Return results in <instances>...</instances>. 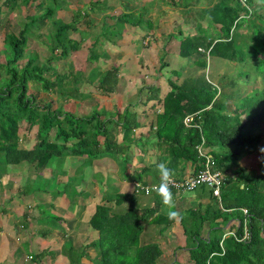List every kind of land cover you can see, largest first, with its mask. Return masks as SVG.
<instances>
[{"label": "trees", "instance_id": "16d2710c", "mask_svg": "<svg viewBox=\"0 0 264 264\" xmlns=\"http://www.w3.org/2000/svg\"><path fill=\"white\" fill-rule=\"evenodd\" d=\"M21 2L26 4L31 1L4 0L0 5V21L15 9H20ZM99 3L100 1L96 4L99 6ZM248 3L254 12L250 16L245 8L236 3L229 6L217 4L204 10L202 13L209 19L216 38L209 39L211 33L206 35L199 26L195 35L181 40L179 50L182 57H193L196 54L203 56L204 60H198L199 66L203 68L208 66L207 58L198 48L209 51L211 56L244 65L247 69L251 67L249 72H239L236 77L232 76L233 73L221 77V83L227 82L223 90L208 84L207 87L186 92L171 85L172 90L160 100L163 113L156 118V138L158 144L165 147L166 155L172 159L178 157L179 160L202 162L204 160L196 147L203 143L207 155L226 177L221 190V203L214 198V203L206 211H190L194 227L191 232L194 246L187 251L190 264H264V171L238 166L239 158L243 154L255 153L264 140V89L259 91L258 87L252 88L251 96H247L251 91L243 92L241 89L248 84H255L256 77L253 73L261 75L264 82V16L255 13L254 0H248ZM43 5L40 7L42 10ZM53 14L54 10L47 8L41 15H36L39 16L37 20L33 16H27L17 34H3V49L0 50L4 57V61L0 62L1 167L29 162L36 168H42L57 155L95 158L112 151L119 152L121 147L116 144V134L119 131L127 133L138 126L135 124L136 118L131 114H124L120 122L104 117V114L97 111L77 117L59 105L83 94L79 91V83L75 82L77 79H74L73 84L68 83V76L62 75L51 64L54 56L62 59L80 49L81 41L68 36L69 32L77 31L78 17L54 28L48 47L50 56L45 63L39 62L37 54L27 53L28 40L35 34L34 25L41 21L37 27L39 28ZM128 18L124 13L110 17L117 24L126 23ZM244 25L248 26L247 35H236L238 27ZM255 38L259 43L256 47H251ZM100 56L96 45L91 46L87 61L94 63ZM162 67L166 65L163 64ZM97 73L98 76H94L93 80L96 92L100 96H110L117 88L119 68L113 66ZM87 83L92 84L89 81ZM31 84L39 92L57 96L59 102L56 103L59 106L55 107V101L52 100L46 102L37 99L36 92L28 94ZM87 95L90 96L84 94ZM231 105L232 117L225 113ZM260 106L262 110L259 112ZM254 111L258 112L255 117H260L258 124L252 122ZM194 113H198L194 125L197 124L199 128H185L183 119ZM250 113L252 116L249 118ZM243 115L245 121L242 123L240 117ZM22 126H25L26 134L20 137ZM34 128V145L30 149L21 148L23 138L29 139L27 135ZM126 145L128 143H122L121 146ZM135 196H117L119 205L127 203V210L123 213H113L106 205L97 207L90 224L105 236L109 231L115 230V234L110 239H101L99 245L102 262L97 261L96 264H157L156 259L161 255V250L155 240L150 239L141 245L138 240L144 226L154 224L158 227L164 222L158 217L149 223L148 218L153 215L154 210L148 209L141 213L136 207ZM242 209L247 210L246 215ZM163 218L168 219H161ZM244 219L251 231L250 241L236 242L227 238L221 248L220 239L210 238L211 231L222 230L229 222L228 229L236 228L240 233L241 226L237 227V222H243ZM165 225L162 231L169 229L172 221L168 219Z\"/></svg>", "mask_w": 264, "mask_h": 264}, {"label": "crops", "instance_id": "0c3cea01", "mask_svg": "<svg viewBox=\"0 0 264 264\" xmlns=\"http://www.w3.org/2000/svg\"><path fill=\"white\" fill-rule=\"evenodd\" d=\"M30 1L35 4L27 8L36 10L39 14H35V11L27 13L26 8L22 17L17 16L16 20L19 22L27 16L41 15L40 7L45 0ZM64 1L66 3L64 8L53 9V15L66 19L68 13L73 19L75 17L84 19L82 22L78 20L75 33L68 34L70 38L81 41L80 49L72 55L88 48L87 61L89 48L96 45L101 56L94 63L87 61L90 65L96 66L92 72H104L113 66L119 68V81L114 93L108 97L100 96L96 90L97 95L86 93L90 97L92 95L97 97L95 106L87 115L97 111L95 108L97 104V107L103 109L104 112L101 114H104V117H111L120 122L124 114H131L136 118L135 124L138 126L127 133L119 131L116 134V144L121 147L119 152L112 151L95 158L71 154L57 155L42 168H36L29 162L24 166L23 162L21 165L3 166L0 170V264H96L97 261L101 263L100 241L110 239L115 230L109 231L105 236L92 227L91 218L98 206L106 205L113 213H123L127 210V203L119 205L117 196L119 194L135 196L133 193L136 183L146 185L158 183L160 177L156 166L159 163H166L172 169L174 179L192 176L202 167L203 161L190 162L179 160L178 157L170 158L166 155L163 144H158L156 118L163 113L160 100L166 97L172 86H178L186 92L201 88L199 83L205 81L209 63H234L211 55L208 57L204 48H198L204 51L199 52L205 53L207 58L208 66L203 68L198 64L205 59L203 56L196 54L193 57H182L179 49L183 38L191 37L199 31L198 25L205 34L211 33L209 39L216 38V33L208 24L209 19L202 12L217 4L228 6L238 4L235 0H140L133 4L130 2L132 0H126V5L121 3L126 7L124 10L118 4L120 0ZM98 1L102 6L100 3L99 6L96 4ZM27 4L28 2L24 5L28 6ZM253 6L257 15L264 16V0H254ZM79 9L87 12H79ZM123 13L129 18L126 23H121L122 27L116 31L118 39L106 42L101 37L94 38L96 23L94 24V20L91 19L93 15H100L99 20L104 25L106 20H110L108 29L115 31L117 22L112 21L110 17ZM46 22L51 24L48 20ZM247 27L244 25L238 29V34L247 35ZM74 34L84 35L86 38L77 39ZM179 59L185 67L176 73L173 66L171 70V61L180 63ZM163 64L166 67L163 68ZM92 84L94 85V82ZM80 92L85 94L82 90ZM114 100L116 103L111 105ZM69 102L71 99L61 104ZM232 108L233 105L228 106L225 112L231 117ZM65 111L72 112L77 117L86 115H78L76 112L79 111L78 106H75L74 112L70 109ZM242 117L245 116L240 118ZM194 126L196 129L199 128L197 124ZM185 128L191 129L186 126ZM23 140L22 143L27 139ZM122 143L128 145L122 147ZM32 144L34 145V141ZM110 161L113 166L109 164ZM120 162L123 164L126 162V165H123L124 179L120 177ZM37 175H40L39 179H31ZM24 177L31 180L32 184L29 187L27 183L22 182ZM120 178L123 179L122 183L130 184L131 193L123 191L112 193L108 188L111 183L120 181ZM28 180L25 179V182ZM197 190L199 193L193 195V201L190 203L186 198L188 192L171 190L175 211L181 214L182 220L179 224L172 221L169 229L163 231L168 219H161L167 217L162 198L157 193L149 196L135 193L136 207L141 213L148 209L154 210L153 215L148 218L149 223L158 217L164 222L158 225L159 235L151 238L158 243L161 253L162 247L163 251L165 250L167 242L172 240L177 242L174 251L176 262L178 255L176 252L179 251L185 252L188 262L187 251L190 249L188 241L192 239V220H187L191 217L190 211L198 212L200 209L206 211L215 201L211 189L202 186ZM148 197L152 198L150 202L145 201ZM218 202L221 203L219 200ZM229 224L230 222L222 228L224 234L230 231ZM143 230L151 231L148 227Z\"/></svg>", "mask_w": 264, "mask_h": 264}, {"label": "rangeland", "instance_id": "374dc122", "mask_svg": "<svg viewBox=\"0 0 264 264\" xmlns=\"http://www.w3.org/2000/svg\"><path fill=\"white\" fill-rule=\"evenodd\" d=\"M3 1L4 0H0V5L3 4ZM140 0H132L130 1L132 4L135 3V2H139ZM126 5V0H120L118 2L119 6L122 4ZM29 5L28 6H25L22 2H21V8L18 9V10H14L12 11L11 13L8 14V16H4L1 20V25H0V50L3 49V34L4 33H7V32H13L15 34H17L19 32V30L21 29V24L23 23L24 20H22V22H19L17 19V16L20 15L21 17L23 16L22 13L23 11L29 7L31 4L33 5L34 3L32 2H29L28 3ZM43 10H46L47 8L49 9H56L58 10L59 8H64L65 6V1L64 0H45L43 1ZM107 4V3H106ZM100 5L102 6V4L100 3ZM24 7V8H23ZM123 7V10L126 8L125 6H122ZM132 7V6H131ZM3 9V8H2ZM27 13H32L33 11H35V14H39L38 11L36 10H29V8H27ZM81 11H86L87 10H82V9H79V12ZM38 12V13H37ZM69 13H71V11H69ZM91 17V16H89ZM101 16L100 15H93V17H91V19L94 20V24L96 23V28H95V31H94V38H96V36L98 37H101L102 40L104 41H108V40H115V39H118L119 36H117L116 34V31H119V29L122 27V24L121 23H118L116 28H115V31L112 30V29H108L109 25H110V20H106V24H102V22H100L99 18ZM21 19V18H20ZM33 19H39V16H33ZM73 17L72 15L68 14L67 13V17L66 19L65 18H60V17H57L55 15H53L52 17L48 18L47 20L51 22V24L45 22L44 24L42 23V25H40L39 28H37L41 23V21H38L36 23L35 28H33V32L35 33L33 36L30 37V39L28 40V47H27V53L30 54V55H34V54H37L38 55V59H39V62L41 63H45L46 60L48 59V57L50 56V51L48 49L50 43H51V39H52V36L54 34V31H55V27H57L58 25H61L63 23H70L69 21L72 20ZM104 19V18H103ZM16 20V21H15ZM78 20H80L81 22L84 21L83 18H79ZM99 20V21H98ZM46 21V20H44ZM205 21V20H204ZM14 22H16V24H14ZM206 22V21H205ZM19 23V24H18ZM209 24V23H208ZM105 27V29H103V27ZM199 27V25H198ZM238 29H240V27H238ZM70 33V32H69ZM238 33H236L237 35ZM76 35L77 39L79 38H83L85 37L84 35H79V34H74ZM207 35V34H206ZM86 38V37H85ZM98 39V38H97ZM250 40V38H248ZM253 43H251V47L254 46L256 47L259 43V40L257 38L253 39L252 40ZM100 44V43H98ZM88 45V44H87ZM86 48V46H85ZM88 50V48H86ZM86 49H84L83 51L81 52H78L74 55H69V56H66L65 58H62L60 59L58 56H54V59L52 61V66H54V68L62 73V75H67L68 76V83L70 84H73L74 82V79H77L75 82L79 83L78 87H79V91L82 90L85 94L86 93H94L96 94L95 92V87H96V84L94 83L93 84H90V83H87V81L93 83V80L94 79V76H98V73H93L92 70L93 68H95L96 66L95 65H90V63H87L86 61V57H87V51ZM178 49V48H177ZM99 54H101L100 51H97ZM4 61V57L3 55L0 53V62H3ZM179 62L180 63H177V62H172L171 61V70L174 68V71L176 73H179L182 71V69L185 67V65H182L183 63H181V59H179ZM173 66V68H172ZM158 67V65H157ZM251 69V67H249L247 69V67H244V65H239V64H235V63H229V64H222L221 62H217V63H209V66H208V69L206 70V73L208 74L207 77L205 78V81H201L199 84L202 86V87H207L209 86L208 84H211L213 85V87H217V88H220L221 90H223V86L224 84H226L227 82L223 81L221 83L220 81V78H221V75H223V77H226L227 74H230L231 75L232 73V76L236 77L238 76L239 72H249V70ZM154 71V70H153ZM203 71V70H202ZM92 72V73H91ZM253 73V72H252ZM181 74V73H180ZM179 74V75H180ZM253 76H255V84H248L247 86H244L242 87L241 89L244 91H251L252 88L254 87H258L259 88V91L263 90L264 89V82H263V77L259 74H255L253 73ZM49 77H53V76H49ZM230 78V77H229ZM244 79H247L245 77H243ZM52 79V78H51ZM236 79V78H234ZM126 86H124L125 88ZM226 90H228L227 92L228 93H231L230 89L229 88H226ZM37 94V99L40 98L41 101H46V102H50L51 100L52 101H55V107L58 106V103H56L57 101V97H54V96H51L49 94H45V93H42V92H39L38 90H36V87L31 84L30 85V91L28 94ZM246 92V93H247ZM242 93V91H241ZM97 95V94H96ZM243 95V94H242ZM245 95V94H244ZM252 95V91L251 93H247V96H251ZM247 96H244V97H247ZM57 98V99H56ZM96 96L95 95H92V97L90 96H84V94H79L78 96H74V99H71V102L67 103V104H59L61 105L65 110L67 109H70L71 111L74 110L75 106H78L79 107V111H76L78 113V115H87L89 112H90V109H93V107L95 106V103H96ZM70 100V99H69ZM58 102H59V99H58ZM77 102V103H76ZM116 101H112L111 102V105L112 104H115ZM243 105V104H241ZM248 107V105H245ZM96 110L98 113H102L104 112L102 108L100 107H97V104H96ZM82 109L84 110L82 112ZM259 112L262 110V107L260 106L258 108ZM74 112V111H73ZM256 113H258L257 111H254V115L252 116V114L250 113L248 116L249 118L252 116V122H256L257 124L260 123L258 120V118L260 117H255ZM263 116V115H262ZM241 119V122L243 123L245 121V117H242L240 118ZM21 125H24V123H22ZM262 125L264 126V121L262 120ZM20 137H22V135L26 134V131H25V126H22L21 128V131H20ZM28 138L25 142L21 143V148H25L26 146L28 147V149L31 148V146L33 145V141L35 139V128L30 131L28 133ZM264 147V140L263 142L259 145V148L256 149V152L255 154L251 155V156H247V154L241 156V158L239 159V162H238V166H247V168L249 169H255L256 171L258 172H263L264 171V153L260 152L259 149ZM57 156H54L52 158H56ZM121 159V158H120ZM119 160V159H118ZM127 160V159H125ZM122 161V160H121ZM22 163V162H21ZM21 163H19L18 165H21ZM23 166L26 165L28 162H23ZM121 165L119 166V168L121 169L120 170V177H123V179L125 178V173L123 171V165L125 164L126 165V162H120ZM110 165H112V162L110 161L109 162ZM113 166V165H112ZM22 167V166H21ZM235 168V167H233ZM2 169V167L0 166V170ZM90 177V176H88ZM17 178H19V176H17ZM29 177H24L22 179V182L23 183H27L28 187L32 184L31 180H28ZM36 178H40V175H37V177H33L31 179H35ZM97 178V177H96ZM25 179L28 180V182H25ZM120 178V181L118 182H114L113 184L111 183L108 188L111 189V192H120V191H123L124 193H131V186L129 183H122V180ZM199 189V188H197ZM196 189V190H197ZM199 193V191H195L194 193H187L186 195V198L187 200H189V203L191 201H193V195H197ZM152 200L151 197H148V198H145V201L146 202H150ZM176 208H174L175 210ZM165 212H168V208L165 207L164 208ZM189 216V215H188ZM192 220L191 217H188L187 220ZM150 228L151 231L148 232L145 230H143L141 232V235H140V238L138 240V244L141 245V244H144V242L146 241H149L151 238L153 237H157L159 234L158 233V227H156L154 224H149V225H146L144 226V228ZM191 229H194V227H192ZM225 232L220 230V231H211V233L209 234L210 238L212 240H215V239H220L223 237V235ZM164 243L165 240H163ZM189 248H193L194 246V241L192 242V239H189ZM183 244V243H182ZM177 245V242L175 240H172L171 242H167V244L165 245V250L163 251V247H162V253L161 255L156 259V263L157 264H188L187 262V258L185 257V252H176L177 256V262H176V259H175V249L177 248L176 247ZM157 246H158V243H157ZM159 247V246H158Z\"/></svg>", "mask_w": 264, "mask_h": 264}, {"label": "built area", "instance_id": "2783aa9c", "mask_svg": "<svg viewBox=\"0 0 264 264\" xmlns=\"http://www.w3.org/2000/svg\"><path fill=\"white\" fill-rule=\"evenodd\" d=\"M238 4L245 8L247 11V15L250 16L252 14V9L248 3V0H235ZM199 51L204 52L202 49ZM209 51L207 52V54ZM198 113L188 115L184 118V125L186 127H195L194 120L197 117ZM197 151L200 157H202L203 164L202 167L192 176L183 178V179H174V183L170 185V190H174L176 192H193L197 188L206 186L207 188L211 189L213 196L221 200V190L224 186L225 176L224 174L216 167V163L210 156L207 155L203 148V143L198 145ZM158 183L154 184H143V183H136L134 185V191L137 194H143L145 196H149L153 193H157L154 190V186L159 185ZM243 214H247L246 209H242ZM241 226V232H238V229H231L227 234L223 235L222 239L220 240V247H223V242L227 238H232L236 242H246L251 240V231L247 225V220L244 219L243 222H237V227Z\"/></svg>", "mask_w": 264, "mask_h": 264}, {"label": "clouds", "instance_id": "9594fccd", "mask_svg": "<svg viewBox=\"0 0 264 264\" xmlns=\"http://www.w3.org/2000/svg\"><path fill=\"white\" fill-rule=\"evenodd\" d=\"M253 13V10H252ZM209 55V53H208ZM217 88V87H216ZM200 113V112H199ZM195 114V113H194ZM192 115V114H190ZM188 116V115H187ZM260 152L264 153V147L259 149ZM156 170L160 177V183L157 186H154V190L162 198L163 204L168 208L167 217L170 221H173L175 224H179L182 220L181 214L175 210V203L173 200V194L170 190V185L174 183L173 180V171L168 167L166 163H159L156 166ZM225 176V174H224ZM226 179V177H225Z\"/></svg>", "mask_w": 264, "mask_h": 264}]
</instances>
